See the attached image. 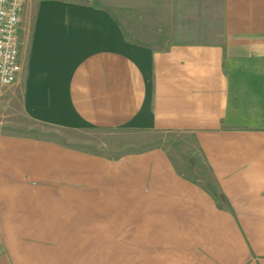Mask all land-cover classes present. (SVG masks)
I'll list each match as a JSON object with an SVG mask.
<instances>
[{
    "label": "crops",
    "instance_id": "obj_1",
    "mask_svg": "<svg viewBox=\"0 0 264 264\" xmlns=\"http://www.w3.org/2000/svg\"><path fill=\"white\" fill-rule=\"evenodd\" d=\"M25 0L0 94V264H264V0ZM191 133L117 156L20 127ZM8 111V112H7Z\"/></svg>",
    "mask_w": 264,
    "mask_h": 264
},
{
    "label": "rangeland",
    "instance_id": "obj_2",
    "mask_svg": "<svg viewBox=\"0 0 264 264\" xmlns=\"http://www.w3.org/2000/svg\"><path fill=\"white\" fill-rule=\"evenodd\" d=\"M106 3L112 8L113 14L120 18V0H106ZM5 116L18 120L20 127L28 132L52 136L67 144L109 156H117L127 151L141 150L155 145L161 146L169 151L176 167L183 174L197 180L212 193L217 194L210 169L191 133L181 131L150 133L127 127L64 129L37 123L15 108L13 112Z\"/></svg>",
    "mask_w": 264,
    "mask_h": 264
},
{
    "label": "built area",
    "instance_id": "obj_3",
    "mask_svg": "<svg viewBox=\"0 0 264 264\" xmlns=\"http://www.w3.org/2000/svg\"><path fill=\"white\" fill-rule=\"evenodd\" d=\"M25 0H0V94L21 69L19 29Z\"/></svg>",
    "mask_w": 264,
    "mask_h": 264
}]
</instances>
